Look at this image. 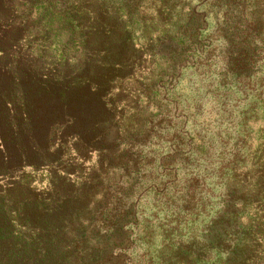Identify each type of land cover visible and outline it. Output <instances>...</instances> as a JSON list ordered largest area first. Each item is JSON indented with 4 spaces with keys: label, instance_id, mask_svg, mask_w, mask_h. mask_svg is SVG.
Segmentation results:
<instances>
[{
    "label": "trees",
    "instance_id": "1",
    "mask_svg": "<svg viewBox=\"0 0 264 264\" xmlns=\"http://www.w3.org/2000/svg\"><path fill=\"white\" fill-rule=\"evenodd\" d=\"M39 1L67 38L46 67L45 53L37 65L0 51V264H264L263 127L240 153L246 137L214 135L196 82L179 86L201 75L205 13L183 0ZM209 1L226 23L246 14L247 0ZM18 19L15 32L0 19L2 35ZM149 199L171 227L145 223Z\"/></svg>",
    "mask_w": 264,
    "mask_h": 264
},
{
    "label": "rangeland",
    "instance_id": "2",
    "mask_svg": "<svg viewBox=\"0 0 264 264\" xmlns=\"http://www.w3.org/2000/svg\"><path fill=\"white\" fill-rule=\"evenodd\" d=\"M1 2L3 7L0 8V19L10 26L9 31L15 32L19 29L17 24L20 23L18 19L20 16L28 20L25 25L21 24L22 31L15 36L13 33L9 36L2 35L0 28V39L3 38L0 42V47L3 49L0 51L11 53V55L24 54L29 60L35 59L37 65H41L39 57L45 53L44 67L47 64L49 66V62L59 64L57 61L59 48L67 38L65 36L67 33L60 34L62 31L58 26L61 22L57 20L58 17L51 15L54 11H50L51 14L48 15L54 20L50 28L48 23H42L40 19L43 15L39 7L43 4L42 1L30 0L27 5H23L27 0H1ZM210 2L209 0H183V3H189L191 8L196 7L197 10L205 13V24L200 38L203 55L201 75L196 78L192 70H188L180 78L179 86L186 88L192 85L193 81L196 82L204 111L209 114H203V117L213 119L214 126L211 128L215 132L214 135L223 141L236 143L238 146L242 143H239V140L246 137L240 151L245 153L253 148L257 130L262 127L264 130V0H247L246 14L236 16L232 24L226 23L222 17L224 11H220V7H215ZM233 7H237V4H233ZM14 14H17L16 17ZM136 22H133V25ZM45 29H51L50 37L47 39L41 35ZM28 35H31L30 43L26 40ZM74 44L76 46L75 41ZM78 49L77 46L74 47L69 54L78 56ZM5 65L14 66V60L8 61ZM187 90L183 92V96L188 98L190 95L187 94ZM248 138L252 140V145ZM165 151L167 147L161 150V152ZM33 181L32 186L37 191L42 190L47 182L45 172ZM0 184H3V181ZM27 198L30 199L32 196L28 195ZM153 204L154 202L149 199L142 206L145 223L152 226L159 225L162 229L171 227L169 221L172 217L157 212ZM48 216V214L45 215V217ZM2 217L4 216L0 209V238L5 233ZM7 251L5 250L4 253ZM82 252L85 256L87 255V251ZM15 258L18 260L11 255L5 260L6 264H19L20 258L16 256Z\"/></svg>",
    "mask_w": 264,
    "mask_h": 264
}]
</instances>
